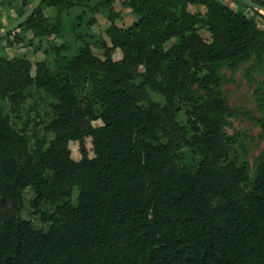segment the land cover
Instances as JSON below:
<instances>
[{
  "label": "trees",
  "instance_id": "1",
  "mask_svg": "<svg viewBox=\"0 0 264 264\" xmlns=\"http://www.w3.org/2000/svg\"><path fill=\"white\" fill-rule=\"evenodd\" d=\"M33 1L0 0V8L19 18ZM114 1L93 6L86 26L75 31L77 39L61 32V15L73 0H44L7 37L22 40L21 32L31 31L24 46L35 50L41 45L34 40L65 41L46 52L34 73L24 58L0 59V264H264V163L241 198L247 169L226 164L221 130L230 107L213 68L264 50V16L235 0L236 10L223 0H126L137 20L122 28L115 23L121 15ZM190 5L205 12L193 13ZM49 7L58 8L57 18L45 15ZM96 12L110 22V48L90 32ZM114 50L121 61L113 59ZM87 83L100 112L76 96ZM193 85L204 92L201 101ZM31 89L56 100L46 127L54 140L47 148H32L1 106V100L18 104ZM146 89L161 96L164 107L143 106ZM185 105L192 109L180 143L169 130L175 131ZM86 138L93 157L84 148ZM71 142L80 144V161L72 158ZM182 148L200 159L195 170L179 164ZM29 188L36 210L42 203L55 207L49 215L37 212L50 224L47 232L3 217L8 208L22 207Z\"/></svg>",
  "mask_w": 264,
  "mask_h": 264
},
{
  "label": "rangeland",
  "instance_id": "2",
  "mask_svg": "<svg viewBox=\"0 0 264 264\" xmlns=\"http://www.w3.org/2000/svg\"><path fill=\"white\" fill-rule=\"evenodd\" d=\"M98 1L73 0V5L68 7L70 9L61 15L63 22L61 32L65 34V39H77L75 37V31L77 29L83 30L82 27L86 26L92 12L95 10L93 6ZM124 1L126 0L114 1V9L121 15L120 18L116 19L115 23L119 27L128 28L133 25L137 17L131 9L123 5ZM223 2L232 9H237V5L232 0H223ZM31 4L27 5L26 9ZM194 7L193 5L189 6V10L193 13L205 12L204 7ZM243 8L247 10L248 14H254L247 7L243 6ZM44 13L47 17L53 19L59 15L58 8L55 7L45 9ZM261 15L264 16L263 14ZM17 17L14 11L0 8V31L17 20ZM96 18L97 21L91 27L90 32L100 37L101 40H104L110 48V39L106 34L110 22L101 13L97 14ZM259 27L264 30V22L262 20H259ZM23 32L19 36L22 40L19 38L15 39L12 36L9 39L5 38L0 41V59L3 57L7 59L24 58L32 64L33 73L39 63L47 60L48 53L46 52L52 47L63 46L65 41L64 39L55 37L43 40L41 43L38 40H34L37 46L41 45V49L35 50V48H27L24 46L28 40H32V32L28 31L26 34ZM200 33L206 40L210 38L206 31L202 30ZM91 40L94 41L95 39ZM93 52L98 57L104 58V52L102 50L93 48ZM111 54L117 62L123 58L119 50H114ZM213 68L220 77V89L230 107V113L224 116L225 122L221 130L222 140L227 145L229 151L226 164L234 163L238 166L245 165L247 169L246 180L241 185V198H243L253 189L257 169L264 163V50L250 52L240 60L216 64ZM191 89L197 100L201 101L205 97L204 92L198 86L193 85ZM75 93L84 107L92 105L97 112H100L101 108L94 101L93 87L90 83L81 85L76 89ZM141 104L143 106L155 105L164 107V100L161 96L146 89ZM55 105L56 100L52 96L37 89L26 91L24 93V99L18 102V104H14L9 100H1L3 111L10 118L13 129L26 135L30 140L32 148L38 144L47 148L53 142L54 135L46 127L53 117ZM191 109L190 106L185 105L182 112L174 119L173 128L175 131H172L171 128L169 130L171 131V137L178 142H180V136L182 135L181 128L187 125L186 112ZM94 126L98 127L100 123L95 122ZM83 144L88 155L93 157L92 140L86 138ZM69 148L72 153V158L75 161H80V144L78 142H71ZM179 154L183 158L179 163L180 165H184L190 170L196 169L200 162L199 158L194 157L187 148H182ZM76 196L77 193L74 199ZM35 197L34 191L30 188L27 189L23 193L22 207L20 209L8 208L3 217L15 216L22 220L30 221L35 229L47 232L50 224L43 223L41 215L37 212L49 215L54 212L55 207L48 203H42L38 210H36L33 205ZM211 203L215 204L216 200H211Z\"/></svg>",
  "mask_w": 264,
  "mask_h": 264
},
{
  "label": "water",
  "instance_id": "3",
  "mask_svg": "<svg viewBox=\"0 0 264 264\" xmlns=\"http://www.w3.org/2000/svg\"><path fill=\"white\" fill-rule=\"evenodd\" d=\"M43 1L44 0H34L31 6L24 12L22 16H20L17 20L6 26L4 30L0 31V41L9 37L22 25H24L30 18H32L35 15L36 11L41 6ZM235 1L246 4L251 9L264 15V6L258 4L257 2H254L253 0H235Z\"/></svg>",
  "mask_w": 264,
  "mask_h": 264
},
{
  "label": "crops",
  "instance_id": "4",
  "mask_svg": "<svg viewBox=\"0 0 264 264\" xmlns=\"http://www.w3.org/2000/svg\"><path fill=\"white\" fill-rule=\"evenodd\" d=\"M262 1H264V0H262Z\"/></svg>",
  "mask_w": 264,
  "mask_h": 264
}]
</instances>
